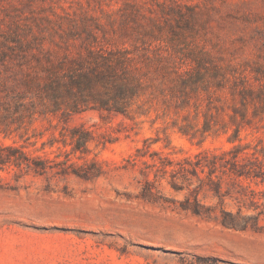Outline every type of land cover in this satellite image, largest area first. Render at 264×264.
Instances as JSON below:
<instances>
[{
	"label": "rangeland",
	"instance_id": "374dc122",
	"mask_svg": "<svg viewBox=\"0 0 264 264\" xmlns=\"http://www.w3.org/2000/svg\"><path fill=\"white\" fill-rule=\"evenodd\" d=\"M18 42L37 54L93 45L158 58L167 72L153 70L158 62L148 72L166 96L131 119H69L91 133L84 153L62 143L57 119L6 134L0 124V148L65 162L40 176L0 165V264H264V182L217 171L215 188L207 173L178 166L233 145L230 119H241L242 105L229 87L264 83V0H0V57H13ZM196 71L208 91L177 107L175 73ZM246 106L252 123L234 144H264V106L250 97ZM205 119L213 131L204 136L178 130L193 133Z\"/></svg>",
	"mask_w": 264,
	"mask_h": 264
},
{
	"label": "trees",
	"instance_id": "16d2710c",
	"mask_svg": "<svg viewBox=\"0 0 264 264\" xmlns=\"http://www.w3.org/2000/svg\"><path fill=\"white\" fill-rule=\"evenodd\" d=\"M32 48V43L18 42L16 47L9 49L13 57H0V124L6 126L4 134L10 126H16L15 130L26 129L35 121L50 123V118H53L63 123L60 132L62 143L69 145L73 153H84L92 141L91 133L84 127L69 128V119L87 111L131 119L133 113L144 114L145 104L156 95L166 96L165 89L156 85L148 72L155 62L160 67L156 66L153 70L167 72L158 58H136L128 49H106L93 45H85L74 55L42 49L37 50V54L31 52ZM66 48L64 50H68ZM196 65L197 68L202 67L200 62H196ZM175 74L181 94L177 107L189 105V94L208 91L201 72L196 71L188 76L178 72ZM256 80L259 81L257 90L248 88L243 80L235 81L229 87L231 95H238L242 105L241 119H230L234 129L228 140L233 145L219 153L199 152L193 158H184L178 163L179 170L195 176L198 171L207 173V180L215 188H219V184L211 176L217 171L264 182V144L252 147L250 144H234L240 130L250 127L252 123V119H246L247 98L250 97L251 102L257 100L264 106V83L260 79ZM216 86L224 88L221 83ZM189 128L190 125L179 127L178 130L192 137L197 132L204 136L213 131L206 119L193 133H190ZM1 151L7 154L3 155ZM64 163L51 164L41 158H32L20 147L12 145L0 148V165L22 166L34 175H43L54 166ZM56 173L68 174L64 167H60ZM171 186L175 185L171 183ZM193 212L198 213L195 209Z\"/></svg>",
	"mask_w": 264,
	"mask_h": 264
}]
</instances>
